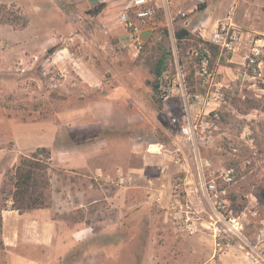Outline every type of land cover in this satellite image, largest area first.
Returning <instances> with one entry per match:
<instances>
[{"label":"rangeland","instance_id":"rangeland-1","mask_svg":"<svg viewBox=\"0 0 264 264\" xmlns=\"http://www.w3.org/2000/svg\"><path fill=\"white\" fill-rule=\"evenodd\" d=\"M0 4H5L11 17L17 14L26 21L20 26L21 20L18 24L0 20V212L10 206L19 158L45 148L51 162V205L44 208L53 204L56 179L68 177L84 186L86 198L72 214L67 213L79 221L65 220L63 228L76 230L89 224L97 231L107 226L104 229L113 237L101 250L111 249L112 254H100L98 264H146L154 221L145 216L135 220L132 208L120 211L107 197L118 195L120 185L130 182L123 175L146 161L149 173L144 176L142 194L137 191V195L144 198L145 211L154 210L156 205L145 200L147 189L168 183L173 186L186 173L177 170L167 180L153 184L158 176L154 155L159 150H151V144L163 142L160 161H169L166 156L179 148V162L193 165L201 182L232 168V182L223 184L227 199L236 213L245 212L246 221L256 224L258 218L249 210L264 212V64L258 69L250 66L244 45L264 38V0H205L209 9L206 13L198 10L200 19L188 20L187 27L176 21L186 20L191 12L164 16V23L152 26L135 59L116 46L115 32L121 28H110L103 16H92L90 7L77 6L71 0H0ZM157 15L156 10L152 19ZM229 15L240 29L239 49L219 50L210 60L212 77L205 79L192 54L201 44L189 45L182 69L175 31L185 28L209 41L215 23ZM202 19L207 20L204 38L198 30ZM162 28L168 35L160 46ZM159 58L164 63L163 81L162 92L156 93L152 68ZM191 69L195 70L194 92L187 93L183 79ZM217 89L223 93L221 100L211 96L198 103L192 98L195 93ZM173 117L194 119L190 140L180 135ZM125 190L128 199L136 195L133 189ZM130 230L138 231L139 237H127ZM131 242L137 247L130 246ZM80 247L83 260L87 244ZM3 260L0 254V264ZM214 262L264 264L247 255L236 241Z\"/></svg>","mask_w":264,"mask_h":264},{"label":"crops","instance_id":"crops-1","mask_svg":"<svg viewBox=\"0 0 264 264\" xmlns=\"http://www.w3.org/2000/svg\"><path fill=\"white\" fill-rule=\"evenodd\" d=\"M71 1L77 6L92 8L94 12L92 16H103L110 28H121L115 32L118 41L127 38L128 32L119 20V13L128 5L129 0ZM99 4H103V6L98 7ZM151 4L157 10V17L147 24L138 19L135 20L139 28L138 36L142 42L148 39L152 26L164 23V16L174 18L180 17L181 13L185 15L186 12H191L186 20L182 18L183 20L176 21L178 24H182L181 26L187 27L188 20L200 19L198 10L206 13V9H209L210 6L205 4L204 8L200 6L197 8V4L192 0H151ZM206 21V19H202L199 24H206ZM157 150L159 153L154 155V163L157 164L158 176L152 182L154 185L155 183L160 184V181L165 178L167 180L177 170H184L186 173L180 182L178 193L176 190L174 191L170 183L162 187H150L147 189L148 195L145 200L148 203L153 202L152 204L156 206L154 210L146 209L145 211L144 198L140 197V193L139 196L137 195V191L142 194L144 176H147L150 169L149 164L144 161L140 166L131 168V172L128 174L126 172L123 175V179L130 178V182L121 184L118 195L115 197H107L109 204L113 202V205L120 211L125 207L132 208L135 211V220L145 216L154 221V229L149 236L152 237V240L145 250L149 257L146 264H216L214 261L220 254L214 255L212 237L204 228L209 224L211 208L202 196L201 180L199 181L193 165L189 166L187 163L179 162L180 154L176 153L179 148H176L174 154L166 156L169 161L164 162L160 161V154L165 151L163 142L157 146ZM55 159L59 162V157ZM56 180L59 182L53 183L51 208H35L24 212L12 209L10 206L1 209L0 254L4 258L2 264H98L97 257L100 254H112L111 249L101 250L102 247L109 244V239L113 237L110 230L104 229L107 226L98 229L99 231H95L94 227L89 224L76 230L63 228L65 220L79 221L67 213H71L75 208L77 210L82 199L86 198V190L84 186L70 181L64 175ZM125 188H129L131 191L133 189L136 193L134 197L129 198L130 205ZM176 195H180L179 198ZM184 217H189L195 222V225L198 226L196 232H178L177 221ZM196 218L199 220L197 221ZM58 222L60 223L59 228L57 227ZM103 222L106 223V221ZM127 234V237L130 238L139 237L136 230H130ZM81 244H87V259L81 260L80 258V255L84 253L83 248L80 247ZM130 246L136 248L137 243L134 245L131 242ZM141 247L143 251L144 246ZM140 264H144V261Z\"/></svg>","mask_w":264,"mask_h":264},{"label":"built area","instance_id":"built-area-1","mask_svg":"<svg viewBox=\"0 0 264 264\" xmlns=\"http://www.w3.org/2000/svg\"><path fill=\"white\" fill-rule=\"evenodd\" d=\"M200 5L205 0H192ZM156 8L151 4V0H129L128 5L119 13V20L128 32L124 40L117 42V48L125 51L131 59H135L143 49V42L139 39V28L135 23L138 19L147 24L155 15ZM184 13H181L183 15ZM199 35L204 38L206 27L204 24L198 26ZM209 42L219 46L221 51L236 52L241 46L240 29L233 23L231 16H227L215 23ZM245 46V58L248 64L254 69H258L264 64V38L254 39ZM201 48V47H199ZM205 48L193 50L192 54L197 56L199 63L198 73L205 79L212 77V71L209 67L208 55L204 54ZM214 96L221 100L223 93L220 89L214 92L207 91L205 94H193L194 101L200 103L209 101ZM186 99V95H185ZM196 116V114H195ZM193 118L183 117L182 120L176 117L172 122L178 126L180 135L185 140H190L193 136L195 125ZM233 169L229 168L221 171L219 174L208 180L201 182L202 196L210 206L209 224L204 227L209 232L213 241V253L221 254L233 246L236 241L242 245L246 254L254 259L264 260V212L258 213L256 210H249L251 215L258 218L256 224L251 225L246 220V213L238 214L230 205L227 199V190L223 184H229L233 180ZM221 182H218V180ZM180 182L173 184L174 191L178 193ZM178 198L180 195H176ZM198 221L199 218H196ZM177 230L180 233H193L198 230L193 220L184 217L177 221Z\"/></svg>","mask_w":264,"mask_h":264},{"label":"trees","instance_id":"trees-1","mask_svg":"<svg viewBox=\"0 0 264 264\" xmlns=\"http://www.w3.org/2000/svg\"><path fill=\"white\" fill-rule=\"evenodd\" d=\"M102 7L103 4L97 5ZM201 8L205 7V4H200ZM5 4H0V20L8 22L10 24H18L24 26L26 21L17 14L11 17V13L5 11ZM167 29L162 28L160 30L161 41L158 42L160 45L167 38ZM155 37V36H154ZM175 41L177 44V51L179 56V62L183 69L184 58L186 56V49L189 45L198 46L201 44V48H205L204 54L208 55L209 64L210 60L216 58L220 48L218 45L213 44L209 41L201 39L188 29L179 28L174 33ZM162 46V45H160ZM163 59L159 58L155 61L154 67L152 68L153 74L155 75V81L152 85L153 91L162 92L160 89V83L163 81L162 70H163ZM197 72V71H196ZM195 70L191 69L184 75V83L187 93H193ZM161 102V97L158 98ZM43 154V155H42ZM49 151L45 148H37L32 151L29 155H22L19 158L18 163L14 166L13 179H12V191L10 195L11 203L10 207L16 209L19 212H24L33 208H44L51 205L50 195V173L51 168Z\"/></svg>","mask_w":264,"mask_h":264},{"label":"water","instance_id":"water-1","mask_svg":"<svg viewBox=\"0 0 264 264\" xmlns=\"http://www.w3.org/2000/svg\"><path fill=\"white\" fill-rule=\"evenodd\" d=\"M157 146H158V144L157 143H153V144H151V150H157Z\"/></svg>","mask_w":264,"mask_h":264}]
</instances>
